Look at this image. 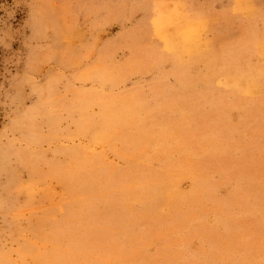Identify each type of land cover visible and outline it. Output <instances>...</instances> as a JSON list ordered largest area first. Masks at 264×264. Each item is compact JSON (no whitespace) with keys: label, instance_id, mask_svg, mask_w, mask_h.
I'll list each match as a JSON object with an SVG mask.
<instances>
[{"label":"rangeland","instance_id":"obj_1","mask_svg":"<svg viewBox=\"0 0 264 264\" xmlns=\"http://www.w3.org/2000/svg\"><path fill=\"white\" fill-rule=\"evenodd\" d=\"M0 264H264V0H0Z\"/></svg>","mask_w":264,"mask_h":264},{"label":"crops","instance_id":"obj_2","mask_svg":"<svg viewBox=\"0 0 264 264\" xmlns=\"http://www.w3.org/2000/svg\"><path fill=\"white\" fill-rule=\"evenodd\" d=\"M184 1V0H183ZM251 1L252 0H238V3H239V5H240V7L241 6H243V5H249L250 3H251ZM184 8L186 9V11H188L187 10V8H186V5H184ZM188 12H190V11H188ZM192 15H193V13L192 12H190ZM195 13V12H194ZM159 20V19H158Z\"/></svg>","mask_w":264,"mask_h":264}]
</instances>
